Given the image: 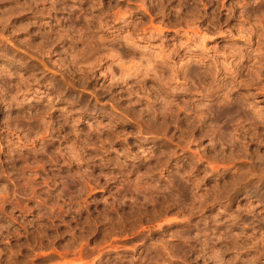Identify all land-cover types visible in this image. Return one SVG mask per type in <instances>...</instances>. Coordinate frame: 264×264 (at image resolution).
<instances>
[{"label": "rangeland", "instance_id": "obj_1", "mask_svg": "<svg viewBox=\"0 0 264 264\" xmlns=\"http://www.w3.org/2000/svg\"><path fill=\"white\" fill-rule=\"evenodd\" d=\"M0 30V264H158L161 255L168 264H228L237 255L235 264H264L257 243L264 236V175L256 164L264 157V127L245 123L249 105L264 108V89L245 86L257 77L264 82V0H0ZM144 48L151 66L141 62ZM110 65L129 85L140 80L147 99L130 108L123 85L111 97L93 95ZM168 104L177 115L165 130ZM90 109L98 110L94 122ZM114 112L130 134L105 161L122 164L142 187L158 169L177 195L162 225L135 232L125 226L123 235L101 239L102 228L91 222L110 193L94 182L99 167L86 184L74 180L80 166L62 156L58 162L51 151L61 141L49 131L44 148L40 140L25 144L37 129L25 128L21 117L31 113L41 126L66 121L87 135L110 124ZM219 112L227 115L219 119ZM10 139L21 148L10 151ZM233 140L235 151L227 146ZM204 173L211 175L202 179ZM220 173L234 177L227 188L212 183ZM218 187L224 208L207 195ZM214 252L220 258L210 260Z\"/></svg>", "mask_w": 264, "mask_h": 264}, {"label": "clouds", "instance_id": "obj_2", "mask_svg": "<svg viewBox=\"0 0 264 264\" xmlns=\"http://www.w3.org/2000/svg\"><path fill=\"white\" fill-rule=\"evenodd\" d=\"M255 2L259 3L260 0H255ZM5 39L6 37L3 31L0 30V40ZM140 52L142 53L141 62H146L148 66H151L153 61L148 59V49H140ZM100 76L104 77L105 84L97 88L96 93H93V95L98 94L100 96L111 97L113 88L123 85L124 88L129 90L127 99L130 108H134L135 104L147 99L148 93L144 90L140 80L129 85L127 83L128 78L122 75H116L111 65L107 67L105 71L101 72ZM257 84L261 89H264V82H261L260 77H257L252 85L245 86L253 87ZM86 87L87 85L85 83L83 88L86 89ZM132 89L136 90L132 91ZM0 91H2V89H0ZM157 95H159V93H157ZM252 95L253 94L250 92L249 96ZM134 97L138 99H134ZM13 100H16V97H13ZM111 102L115 103L114 97ZM107 103L108 101H106V104ZM220 103L223 104L225 101L222 100ZM176 107L178 108V106ZM204 107H207V104H205ZM150 108L151 104L141 109L140 112L143 113ZM248 110L252 115L245 123L251 125L253 129L256 127H264V108H257L255 104H251L248 106ZM97 111V109L89 110V116L93 122L95 119L99 118L96 115ZM198 112L200 115L197 117V120L202 118V108H198ZM161 115L165 117L164 127L166 130L168 117L172 116L173 122H175L177 113L172 111V105L168 104L163 109ZM226 115V112H219V119H223ZM138 118L139 117H137V119ZM21 120L28 122L24 125L25 128L37 129L35 135H33L31 139H29L27 135L24 136L25 144H32L40 140V147L44 148L45 145L42 141L48 136L49 131H51L52 137L61 141L60 146L52 148L51 151L56 154L58 162L59 158L62 156L64 158V163L80 166L74 180H79L86 184L89 179H92L90 169L93 165L99 167V175L95 177L94 182L101 187H108L110 193L109 196L99 199V203L104 205L103 211L91 222L92 228L97 226L102 228L101 239H103L105 232L110 233L112 236L123 235L125 226H127L129 232H135L139 231L144 225L155 226L164 223L167 218V209L170 202H175L177 192L175 189H171L169 185H165L160 181L159 170L157 169L151 175L145 177L144 186L142 187L137 181L129 179L127 175L128 169L124 168L122 164L117 166L114 162H106L104 159L108 152L115 151L113 145H115L120 137H127L130 134L120 130V126L127 123L126 119L122 118V114L114 112L110 124L102 128L91 129L87 135H82L81 132L77 131L75 126L67 125V122L62 120H58L55 125L46 123L45 126H41L39 123H33V121L37 120V117L32 116L31 113L21 117ZM197 127H199L198 122L195 124V127L188 129V134H193ZM17 131H19V128ZM13 134L15 135V133ZM142 138L143 134L137 131V143H139ZM211 143L215 145L216 141L213 139ZM235 143L236 141L233 140L232 144L227 146L233 147V151H235ZM121 147L123 149L126 146L122 145ZM9 148L11 151L21 148V145L18 143L13 144V141L10 139ZM3 149L4 145L0 143V152H3ZM38 150L39 149H37V151ZM140 151L142 152V149H140ZM118 155L124 156L125 153L121 151ZM241 158L245 160L248 159L246 149H244L241 154ZM221 162L227 161L221 158ZM3 164L4 161L0 160V169H2ZM85 164H87L88 167H84ZM256 164L259 165L260 174L264 175V157H259ZM256 164H253V168L256 167ZM8 167L11 169L13 164L9 163ZM70 171L76 172L77 169L72 168ZM0 175H4V173L0 171ZM209 175H211V173H204L201 178L205 179ZM190 179H195V177ZM190 179H186L185 183H190ZM233 179L234 177L231 175L220 173L212 177V183L227 188L230 181ZM101 180L104 181L103 184H100ZM79 190L81 192L84 191L82 187ZM2 194L3 193H0V195ZM207 195L210 199L217 200L222 208L226 207L221 199L223 194L219 192V187L218 192H207ZM197 203L204 206V201L202 199L197 201ZM114 209H118L119 212L114 211ZM0 235H2V233H0ZM159 239H161V237H157L156 240H153L148 247L151 249L153 244L158 243ZM209 243L214 249L216 241L213 239L210 240ZM257 243L264 245V236H262L261 240L257 241ZM25 247H27V245H25ZM248 247L254 248L255 245H249ZM229 251H232V249L225 248V252ZM3 252L4 250L0 249V257H2ZM219 258L220 253L218 252H214L213 255L209 257L210 260H217ZM237 259H239V255L229 260L228 264H235ZM158 264H168L167 258L161 255ZM205 264H208V261H205ZM220 264H225V262L221 259Z\"/></svg>", "mask_w": 264, "mask_h": 264}]
</instances>
